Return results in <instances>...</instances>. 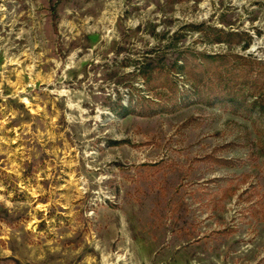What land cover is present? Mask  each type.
I'll return each mask as SVG.
<instances>
[{"label": "rangeland", "instance_id": "1", "mask_svg": "<svg viewBox=\"0 0 264 264\" xmlns=\"http://www.w3.org/2000/svg\"><path fill=\"white\" fill-rule=\"evenodd\" d=\"M187 51L264 74V0H0V264H264V89L203 104ZM155 66L190 98L118 115Z\"/></svg>", "mask_w": 264, "mask_h": 264}, {"label": "trees", "instance_id": "2", "mask_svg": "<svg viewBox=\"0 0 264 264\" xmlns=\"http://www.w3.org/2000/svg\"><path fill=\"white\" fill-rule=\"evenodd\" d=\"M228 42L230 45H241L244 37L238 34H229L216 37L217 42ZM181 62V65L178 63ZM242 57L197 55L192 52L183 53L175 61L171 72H178L190 82V93L199 102L211 107H220L233 114L251 113L256 110L260 102L257 95L264 89V74L260 71V64L244 65ZM164 67L155 66L143 69L141 72L146 88L153 93L156 99H140L124 106L119 103L118 115H127L133 110L143 116H154L163 111H171L188 100L189 95L182 93L174 82L171 72ZM163 90L167 93L162 96ZM251 90V91H248ZM253 92L251 95H246ZM250 98H255L249 103ZM258 101V102H257ZM219 165H229L225 160L212 159Z\"/></svg>", "mask_w": 264, "mask_h": 264}]
</instances>
